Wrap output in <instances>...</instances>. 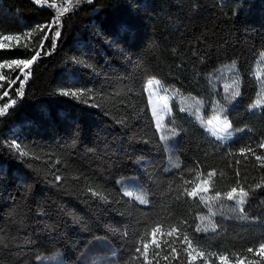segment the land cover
Masks as SVG:
<instances>
[{"label":"trees","instance_id":"obj_1","mask_svg":"<svg viewBox=\"0 0 264 264\" xmlns=\"http://www.w3.org/2000/svg\"><path fill=\"white\" fill-rule=\"evenodd\" d=\"M4 36L19 39L0 48V63L39 56L0 103V264H189L185 235L205 253L194 264H219L218 255L264 264L247 251L264 242L256 159L264 157V105L248 111L264 52V0H0ZM231 62L240 91L227 118L247 132L223 144L173 102L167 125L178 139L168 153L146 83L210 99L206 76ZM209 172L211 190L201 195L219 192L216 202L224 201L242 187L243 213L232 202L233 213L214 215L182 195ZM126 177L137 179L147 206L123 193ZM172 226L179 232L169 236Z\"/></svg>","mask_w":264,"mask_h":264},{"label":"rangeland","instance_id":"obj_2","mask_svg":"<svg viewBox=\"0 0 264 264\" xmlns=\"http://www.w3.org/2000/svg\"><path fill=\"white\" fill-rule=\"evenodd\" d=\"M5 37L6 36L1 38L0 44L8 46L12 39L8 40L5 39ZM7 63L10 62L0 64ZM9 69L10 72H8ZM17 73L21 74L19 69L15 66L12 68H0V103L2 100L9 97L11 87L16 84L17 76L16 78H14V76L17 75ZM253 73L258 82V92L254 101L248 106V111L251 113L258 112L260 107L264 105V102H262L259 107H253L257 100L264 101V52L260 53L258 59L256 60ZM206 80L210 85V99L198 97L196 95L176 97L174 94L163 90L160 84L152 83L149 85L148 82L150 80L146 83L145 93L147 96L149 111L154 120L155 127L160 135V138L162 136L169 138L168 140L161 139L162 144L168 153L171 151L178 139V132L167 125V120L172 115L173 102L178 104L179 108L183 109V112L200 127H202L211 137L223 144L232 142L247 132L246 127L233 128L231 126L228 129L224 128V124L229 123L227 113L239 97V76L235 62L220 66L213 74L207 75ZM217 96H220L221 99H217ZM165 104H167V108L164 107ZM154 108L155 112L153 111ZM207 110L212 111L213 114L207 117ZM208 121H211L212 123L209 124ZM158 123L159 127L157 126ZM238 129H243V131H236ZM168 159L170 162L172 157L169 155ZM118 184L121 186L124 194L125 192H131L132 195L128 197L132 198L142 206H147L148 196L140 188L136 178H122L118 181ZM205 200H208V204H205L207 210L218 216L233 213L236 208L233 207L232 202L239 205L237 202L238 198L236 201L224 199V201L214 202L205 195ZM141 201H147V203L145 204ZM42 263L54 264V261L49 258H44ZM42 263L40 259L38 264Z\"/></svg>","mask_w":264,"mask_h":264},{"label":"snow or ice","instance_id":"obj_3","mask_svg":"<svg viewBox=\"0 0 264 264\" xmlns=\"http://www.w3.org/2000/svg\"><path fill=\"white\" fill-rule=\"evenodd\" d=\"M65 11H67V9H65ZM56 37H59L61 35V33L59 31H57L55 33ZM47 38V34H45V39ZM5 39L11 40V39H19V37H11V36H6ZM6 47L5 45L0 44V48ZM41 47H43V45H41ZM39 56V52L32 56L31 59H14L12 60L10 63L7 64H0V68L3 67H8V68H12L13 66H15L17 69H19L20 73L23 74L25 73L26 70H28L30 68V65H32ZM27 79V76H25V80ZM21 85H23L24 81L21 80L20 81ZM149 85H151L152 83H157L159 84V81H149L148 82ZM7 94V93H5ZM69 94H71L72 96H76L77 93L76 92H64L63 95L68 96ZM238 94V93H237ZM264 101L261 100H257L256 103L253 105V107H259L261 105V103ZM199 103V102H197ZM165 108H167V104L164 105ZM183 111V109H181ZM153 111L155 112V108L153 109ZM209 124H211V121H208ZM157 126L159 127V123L157 124ZM231 125L229 123H225L224 124V128L228 129L230 128ZM236 131H243V129H238ZM230 138V137H229ZM162 140H168V137H161ZM261 148H264V143H262L260 145ZM245 151V149L241 150V154H243ZM247 151H251V149H247ZM256 159L258 161L261 162L260 166L264 167V157L261 156H256ZM237 163H239V161H237ZM199 175V174H198ZM209 179H201L199 183L195 184V186L191 187V189L189 190L188 188L184 189V192L182 193V195L187 196L188 198H199L203 203H205L206 205L208 204V200H205V196L201 195L203 194H207L209 193L210 189V180L211 178L215 175L214 172H209L208 174ZM237 175H239V173L237 172ZM59 179V178H58ZM188 183V182H186ZM257 187H260V185H257ZM125 195L127 196H131L132 193L131 192H125ZM248 196V192L244 190V188H240L239 190L235 187L231 188L230 191H228L226 193V195L224 196L225 199L232 201V200H237L238 198V203L239 205H241L240 211L241 213H243V204L245 203V198ZM212 201H217L219 199H221V193L217 192L216 195L214 197H210L209 198ZM142 203H147V201H141ZM185 222L184 221H180V226H182ZM212 230L215 231L216 230V226L215 224L212 225ZM160 231L159 227H154L152 228L151 231V235H152V240L151 243L153 245H155V247L159 248L160 244L157 242L156 240V233ZM208 229L207 228H200L197 227L195 229L196 233H201V232H207ZM179 232V227L178 226H172L170 231L168 232L169 236H172L174 234H178ZM182 243H185L187 245V248L185 249V252H187L188 256H189V264H194V261L200 257L203 258L205 253L202 251H197L195 246L193 245V241L192 239L188 236L185 235L183 238V241H181ZM143 255L145 256V258L147 257V252L149 249V244L148 243H144L143 244ZM189 249H191V251H189ZM141 249L137 248L136 252H140ZM248 253H253L255 256H259L261 258V260H264V242L260 243L259 246L256 249H253L252 247H249L247 249ZM172 252L173 253H177V250L175 248H172ZM195 252L196 255L193 256L192 253ZM211 255H216L215 253H212ZM165 259H168L167 256L164 257ZM175 258V257H173ZM219 264H231V262L229 261L228 257L226 255H218L216 256ZM205 264H207V261H205ZM235 264H245L244 259H241L239 257H237ZM249 264H259L258 261L256 262H249Z\"/></svg>","mask_w":264,"mask_h":264}]
</instances>
